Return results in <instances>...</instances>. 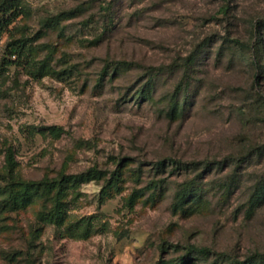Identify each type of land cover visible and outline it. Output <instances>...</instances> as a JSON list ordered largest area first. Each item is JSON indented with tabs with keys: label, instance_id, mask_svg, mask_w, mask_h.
Instances as JSON below:
<instances>
[{
	"label": "rangeland",
	"instance_id": "obj_1",
	"mask_svg": "<svg viewBox=\"0 0 264 264\" xmlns=\"http://www.w3.org/2000/svg\"><path fill=\"white\" fill-rule=\"evenodd\" d=\"M16 2L0 33V57L25 42L0 76V264L264 252V74L232 41L261 25L264 53V0ZM151 73L156 99L135 100ZM193 183L201 198L180 208Z\"/></svg>",
	"mask_w": 264,
	"mask_h": 264
},
{
	"label": "trees",
	"instance_id": "obj_2",
	"mask_svg": "<svg viewBox=\"0 0 264 264\" xmlns=\"http://www.w3.org/2000/svg\"><path fill=\"white\" fill-rule=\"evenodd\" d=\"M20 11V7H18L16 0H6L2 1L0 4V33L3 31H6L10 24L13 21V17L15 14H17ZM15 12V13H14ZM220 12L226 13L227 8L222 7L220 9ZM264 26V23L262 24ZM256 30L259 31L256 33L255 40L253 39L251 41H245L242 38H234L232 41L233 43L239 48V50L242 51L241 57L244 58V60L249 65H253L256 70L258 71V78L260 75L264 74V53L261 51V47L263 46V35H262V27L261 25H256ZM25 42L22 38H16L11 40L5 50L2 56L0 57V76L12 65L17 64L19 62L20 55L24 51ZM263 48V47H262ZM252 52L250 53V51ZM189 64L193 61V57H189ZM116 69L123 70V67H115ZM262 73V74H261ZM106 75V72H105ZM157 77L154 74H150L149 78L136 90V96L135 100L141 101V100H155V86H156V79ZM257 78V79H258ZM181 87V86H179ZM180 89V88H179ZM262 98H264L262 96ZM172 101V100H171ZM174 101V100H173ZM175 102V101H174ZM176 103V102H175ZM177 109L179 112H181V109L184 108V105H181V103H176ZM172 116V108L169 113ZM59 131H62L60 127H51L52 133H57ZM165 160L160 159L156 163L157 170H160L165 165ZM170 162L174 163L176 167L185 165L182 161L171 159ZM93 174L91 176L95 177L97 176V170L91 171ZM120 170L114 171L110 178L106 180L105 186L107 188H110L111 190L115 187H118L120 185V178H121ZM105 177L104 175L102 178ZM150 184H154L153 186H157V181L153 180L150 182ZM20 186H23L22 184ZM262 191L255 192V195L253 196L252 202L253 204H258L259 199L261 198V195L264 194V186L259 187ZM19 190H23V187H21ZM12 192V191H11ZM24 198V197H23ZM177 202L176 205H178L180 208H183V206L187 205L189 208L192 207L190 202L193 200H197L201 198V193L199 190V186L196 183H193V185L187 187L184 186L176 194ZM25 200V199H23ZM64 204V202L59 201L56 203V212L58 213V219L57 222L61 223L62 219L61 216V205ZM185 204V205H184ZM215 255V257H213ZM194 260H201L204 262V264H264V252H256L246 259L239 260L232 257H227L226 254L216 253L213 248L209 246H198V245H188L186 248V251L180 255H178L174 261L175 264H190ZM157 264H172L171 262H167L165 260L158 262Z\"/></svg>",
	"mask_w": 264,
	"mask_h": 264
}]
</instances>
